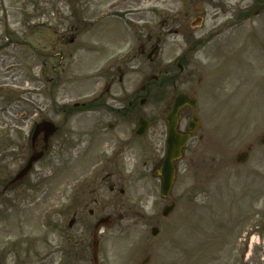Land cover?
Returning a JSON list of instances; mask_svg holds the SVG:
<instances>
[{
    "label": "rangeland",
    "instance_id": "1",
    "mask_svg": "<svg viewBox=\"0 0 264 264\" xmlns=\"http://www.w3.org/2000/svg\"><path fill=\"white\" fill-rule=\"evenodd\" d=\"M200 4L205 21L197 29V36L215 35L217 32L214 31L225 29L224 24L233 20L231 17L237 14L242 17L241 10L249 8L250 2L0 0L1 184L15 173L20 164L6 148L11 146L9 142L12 139L16 143L22 140L15 134L1 132L3 111L10 102L22 103L16 110L19 113L24 112L25 103L22 101H42L48 97L74 101L95 95L99 90L95 75L103 68L106 57L121 49L123 39L131 40L137 32L157 34L161 31L168 35L167 28L190 27L192 19L198 16ZM249 16L251 19L245 20L241 28H233L228 33L240 39L245 33L252 32L251 49H254L255 61L253 67L243 71H238L233 64L221 72L223 80L228 76L229 89L226 92L229 91L231 98L225 108L221 101L216 103L215 115L222 121L217 125L218 136L223 143L219 182L206 188H192L184 196L186 183L179 178L173 190V197L179 198V204L169 216L164 217L162 211L168 200L161 201L159 188L156 189L154 180L149 178L140 195L143 197L140 212L145 214L144 218L133 212L121 221L115 214L116 222L111 228L104 227L105 232L99 235L100 248L106 249L112 264H137L146 253L153 257L148 264L264 262V143L261 142L264 135V12L257 17L251 12ZM167 22L170 25L163 29ZM141 29L142 32L139 31ZM74 36L78 39L71 43ZM66 37L70 40H64ZM181 38V35H168L169 50L183 47L185 42ZM94 46L99 52H95ZM241 48L238 46L234 50ZM203 55L204 51L200 50V60L204 59ZM137 63L147 69L142 59ZM44 71L52 79L48 82L47 91L43 88L44 82L33 83L41 79ZM144 76L142 71L135 72L132 84L138 85ZM216 93L219 96L221 88ZM206 101L204 97L203 104ZM206 112L207 109V115ZM19 114L17 116L20 117ZM225 115L230 116L228 125L224 123ZM84 138L81 132L74 136L75 145H80V149L86 144ZM249 143H253L254 148L248 162L236 163L235 156L247 150ZM95 157L88 154L76 166L67 169H59L55 162H50L41 170L44 178L38 181L37 176H30L31 183L25 189L21 186L9 192L0 186L3 194H0V264H47L50 245L54 244L55 238L60 240L59 224L63 223L60 221H64V229L68 230L70 220V217L50 216L58 209L64 189L69 187L71 192L72 183L83 179L84 174L88 173L87 177L96 175L93 168ZM57 169L58 176L52 179ZM189 180L190 184L194 183ZM155 226L160 231L153 236L151 230ZM88 228L80 224L70 231L77 237L87 238V243H90L92 232ZM104 256L100 254V259ZM89 259L83 264H92Z\"/></svg>",
    "mask_w": 264,
    "mask_h": 264
},
{
    "label": "flooded vegetation",
    "instance_id": "2",
    "mask_svg": "<svg viewBox=\"0 0 264 264\" xmlns=\"http://www.w3.org/2000/svg\"><path fill=\"white\" fill-rule=\"evenodd\" d=\"M249 2L250 14L261 16L264 0ZM235 18L237 21L226 25L225 33L215 35L197 36V29L187 25L167 28L168 35H181L185 42L183 47L171 50L167 34L161 31L157 34L137 32L131 40L123 39L117 53L111 52L106 57L103 68L95 75L99 88L95 95L70 101L50 98L46 94L48 98L42 101H22L25 106L20 114L16 110L22 103L10 102L4 108L1 132L15 134L22 140L16 143L12 139L9 142L11 146L6 148L20 164L10 178L2 184L0 182L4 190L12 192L21 186L24 189L29 187L32 175L40 181L44 178L41 170L50 162H55L59 169H67L76 166L88 154L96 156L93 159L96 175L87 177L88 173L84 174L83 179L72 183L71 192L66 185L62 200L57 204L58 209L50 216L70 217V220L68 230L64 229V221H60L63 222L59 224L60 240L55 238L54 244L50 245L47 264H83L88 257L92 264H96L92 245L99 224L102 225L96 236L99 264H112L106 249L100 248L99 235L105 232L104 227L111 228L116 222L115 214L121 221L133 212L144 218L145 214L140 212L143 203L140 195L149 178L161 191V169L170 150L178 156L173 159L176 171L171 192L179 178L186 183L184 196L192 188H206L219 182L223 143L218 136L217 125L222 121L215 115L216 103L221 101L225 108L231 98L229 91L226 92L229 89L228 76L223 80L221 72L233 64L238 71H243L253 67L255 61L254 49H251L252 32L245 33L240 39L235 34L231 39L232 35L228 34L233 28H241L240 24L251 16ZM169 25L167 22L162 28ZM139 31L142 32V29ZM77 39L78 36H74L71 40L67 37L64 40L72 43ZM238 46L243 47L242 51L234 50ZM94 50L99 52L96 46ZM200 50L204 51L203 60L198 57ZM140 59L147 69L137 63ZM99 61L100 58L97 59L98 64ZM139 71L145 75L143 81L133 85V74ZM51 81L49 73L44 71L41 79L33 83L44 82L43 88L47 91ZM204 97L207 101L203 104ZM225 118L224 123L228 125L230 116L225 115ZM80 132L84 133L86 142L81 149L74 140ZM247 146L251 151L254 148L253 143ZM34 153L44 156L34 163L23 180L13 182L15 175ZM59 169L52 179H56ZM189 179L194 183L190 184ZM169 199L170 203L178 206L179 198H174L172 194L171 198H162L161 201ZM80 224L90 227L93 238L90 243H87V238L71 233L70 230ZM100 254L105 256L100 259ZM152 258L150 253H146L137 264H148Z\"/></svg>",
    "mask_w": 264,
    "mask_h": 264
},
{
    "label": "water",
    "instance_id": "3",
    "mask_svg": "<svg viewBox=\"0 0 264 264\" xmlns=\"http://www.w3.org/2000/svg\"><path fill=\"white\" fill-rule=\"evenodd\" d=\"M197 23V24H196ZM201 24V19L197 20L195 22L194 26H199ZM50 131V130H49ZM264 142V139H263ZM43 156L42 153H34V155L31 157V159L28 161V163L25 165L24 169L22 171H20L18 173V175L16 176L15 180H23L24 176H26L29 171L32 169L33 164L35 161H37L38 159H40ZM178 156H176V154L174 152L168 151L167 156L164 159V165H163V186H162V192L163 194H165L166 196H168L171 192L172 186L174 184V176H175V170H173L172 167V160L173 158H176ZM238 161L240 162H246L249 158L248 153H241L237 156ZM173 210V206H168L165 208L163 214L164 215H169L170 212ZM158 229L155 228L152 231V234L155 235L157 234ZM94 249H95V259L97 258V253H98V249H97V243L94 244ZM97 261V259H96Z\"/></svg>",
    "mask_w": 264,
    "mask_h": 264
}]
</instances>
